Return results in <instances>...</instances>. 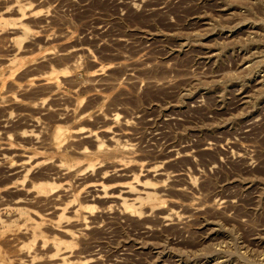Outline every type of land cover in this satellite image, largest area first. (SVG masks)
<instances>
[{"label":"rangeland","instance_id":"rangeland-1","mask_svg":"<svg viewBox=\"0 0 264 264\" xmlns=\"http://www.w3.org/2000/svg\"><path fill=\"white\" fill-rule=\"evenodd\" d=\"M0 264H264V0H0Z\"/></svg>","mask_w":264,"mask_h":264},{"label":"bare ground","instance_id":"bare-ground-1","mask_svg":"<svg viewBox=\"0 0 264 264\" xmlns=\"http://www.w3.org/2000/svg\"><path fill=\"white\" fill-rule=\"evenodd\" d=\"M170 157V156H169ZM83 218H85V217H83Z\"/></svg>","mask_w":264,"mask_h":264}]
</instances>
